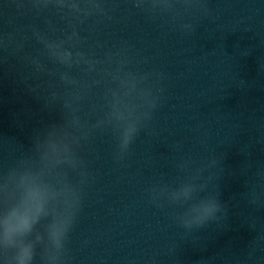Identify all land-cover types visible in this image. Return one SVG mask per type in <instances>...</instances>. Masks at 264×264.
<instances>
[{"label": "clouds", "instance_id": "obj_1", "mask_svg": "<svg viewBox=\"0 0 264 264\" xmlns=\"http://www.w3.org/2000/svg\"><path fill=\"white\" fill-rule=\"evenodd\" d=\"M212 210H213V209L209 208V209H207L206 211L211 212Z\"/></svg>", "mask_w": 264, "mask_h": 264}]
</instances>
